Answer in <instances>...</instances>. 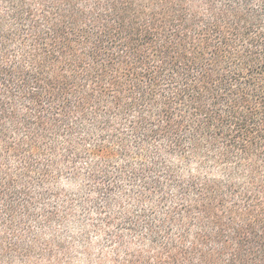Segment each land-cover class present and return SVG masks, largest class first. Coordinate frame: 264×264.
<instances>
[{
  "label": "trees",
  "instance_id": "trees-1",
  "mask_svg": "<svg viewBox=\"0 0 264 264\" xmlns=\"http://www.w3.org/2000/svg\"><path fill=\"white\" fill-rule=\"evenodd\" d=\"M0 264H264V0H0Z\"/></svg>",
  "mask_w": 264,
  "mask_h": 264
}]
</instances>
